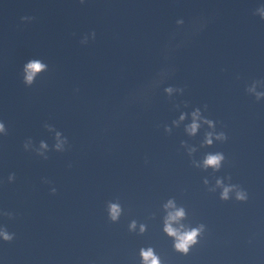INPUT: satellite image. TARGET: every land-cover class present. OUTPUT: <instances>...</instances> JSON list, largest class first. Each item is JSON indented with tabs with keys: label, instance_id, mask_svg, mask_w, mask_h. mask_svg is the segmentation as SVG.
Here are the masks:
<instances>
[{
	"label": "clouds",
	"instance_id": "obj_1",
	"mask_svg": "<svg viewBox=\"0 0 264 264\" xmlns=\"http://www.w3.org/2000/svg\"><path fill=\"white\" fill-rule=\"evenodd\" d=\"M256 15H259L261 19H264V5L260 6L255 11ZM29 19V17H22V20ZM48 70V65L41 62L40 60L34 59L30 60L24 65V76H23V83L25 86H32L36 81V77L41 72H45ZM264 85V81H254L251 86H249L246 91L249 94L255 96V98L259 101L262 97H264V92H258L256 90L257 85ZM176 91L183 92V89H175ZM165 91L171 94L174 89L169 87L166 88ZM185 117L184 115L180 116V120H183ZM200 109L197 108L192 113V123L187 127L186 131L190 135H194L198 128L200 127ZM204 123L208 124V126L214 127L213 121L211 120H204ZM165 131L170 132L171 129L165 126ZM0 133L7 134L5 125L3 122H0ZM60 133H57V139L59 140ZM217 140H226V135L221 132L215 136ZM213 142V134L210 132L206 135L205 144L211 145ZM63 143H66V139L62 142H58L55 147L57 151L63 150ZM28 147L27 143L24 144V149L26 150ZM47 145L41 141V148H46ZM190 151H194L191 149ZM47 159V157H44ZM225 159L223 153H216V154H209L203 161V167L208 168L211 167L213 169L218 170L220 168L221 162ZM195 163V162H194ZM195 166L199 167L200 165L197 163ZM9 181L14 180V174L9 175ZM205 184L208 183L207 180L204 181ZM216 186L221 187L223 190L220 193L221 200L229 199V194L233 191L236 193V199L240 201H244L247 199V194L243 190L238 189L236 185H224L222 179L216 180ZM210 191H215V188L210 189ZM56 189H52V193L55 194ZM164 209L167 212V215L164 218L163 223V231L167 234V236L174 239V248L177 252L182 254H187L190 248L197 243L198 236L203 232L204 225H200L196 228L187 229L184 225L180 224L179 222L185 217V210L182 207H176L175 201L173 199H169L168 202L164 205ZM108 213L109 218L111 221L115 222L119 219L121 214V207L119 203H109L108 204ZM4 215L11 216V213H4ZM179 224V227H174V225ZM137 227V222L135 220L131 221L128 228L129 231H135ZM146 230V226L141 224L140 225V233L142 234ZM0 238H2L6 242H10L14 238V234H10L6 229L0 230ZM139 255L142 261V264H161L160 257L155 253L152 247L148 248H141L139 251Z\"/></svg>",
	"mask_w": 264,
	"mask_h": 264
}]
</instances>
